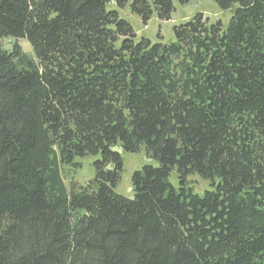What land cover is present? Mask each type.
Returning <instances> with one entry per match:
<instances>
[{
    "label": "trees",
    "instance_id": "obj_1",
    "mask_svg": "<svg viewBox=\"0 0 264 264\" xmlns=\"http://www.w3.org/2000/svg\"><path fill=\"white\" fill-rule=\"evenodd\" d=\"M212 1L226 27L198 13L165 44L119 10L147 25L174 0H0V264H264V0ZM116 146L159 163L132 199Z\"/></svg>",
    "mask_w": 264,
    "mask_h": 264
},
{
    "label": "rangeland",
    "instance_id": "obj_2",
    "mask_svg": "<svg viewBox=\"0 0 264 264\" xmlns=\"http://www.w3.org/2000/svg\"><path fill=\"white\" fill-rule=\"evenodd\" d=\"M175 12L173 13L171 20L162 21L155 13L151 17V21L146 25L138 15L132 13L131 6L129 4L126 8L119 10L115 3L108 5L109 9H117L120 11L121 18L130 22L137 40L147 38L151 42H163L170 43L176 41V35L174 28L181 24L187 23L193 19L194 15L201 13L207 20L210 19L211 23L222 22L226 27L231 18L232 10H221L220 7L212 0H193V2L183 5L174 0ZM15 45H18L21 50L35 58L32 46L27 39L16 40L9 38L3 41V46L6 50H11ZM115 150L119 151L123 158L124 171L122 173V181L118 184L115 191L126 198H134L135 192L133 189L132 176L136 171H141L146 165L156 166L159 163L154 159L148 157L146 150H141L140 153L125 152L120 146H116ZM96 157H84V159H78L77 162L81 164V168L74 170L72 167H63V171L67 177L66 186L68 191L70 190L71 181L77 182L80 186L85 187L95 176L94 161ZM171 183L177 189L179 187V177L177 172L171 173ZM189 186L195 193L203 195L206 191L212 190L211 182L203 179L201 176L192 175L189 178Z\"/></svg>",
    "mask_w": 264,
    "mask_h": 264
}]
</instances>
